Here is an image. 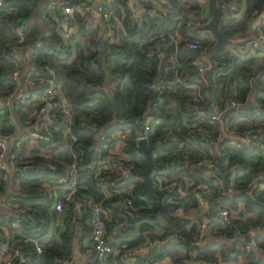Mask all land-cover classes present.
Listing matches in <instances>:
<instances>
[{
    "label": "trees",
    "instance_id": "trees-1",
    "mask_svg": "<svg viewBox=\"0 0 264 264\" xmlns=\"http://www.w3.org/2000/svg\"><path fill=\"white\" fill-rule=\"evenodd\" d=\"M77 1L3 0L0 6V99L16 86L9 70L16 68L18 51L31 45L34 54L30 59L25 55L22 67L28 62L36 68L48 64L55 70L73 111L71 132L77 136L71 142L60 123L49 140L28 135L31 102L13 103L15 124L7 118L6 110L0 111V128L5 134L15 133L20 125V133L27 135L17 159L28 167L9 179L11 186L9 181L0 180L3 201L16 204L8 210L0 206V225L7 227V232L0 234V254L17 249L26 264H58L70 260L77 250L91 257L94 249L83 243L90 227L82 219L73 221L71 205L62 212L55 210L54 190L71 162V146L84 150L85 166L98 153L96 142L103 144L107 155L119 142V149L130 156L134 168L119 176L112 158L105 168L85 167L79 172L77 194L104 198L103 204L113 217L107 225L109 235L123 217L129 223L125 229L141 221L138 233L117 245L158 238L136 256L137 262L203 264L199 261L206 259L208 264H264V256L246 250L244 241L237 239L264 222V177L255 178L264 173V56L257 58L245 51L255 42L258 29L264 31V16L252 29L249 22L252 15L255 18L264 11V0H235L237 9L244 6V16L236 19L233 11L221 16L219 29L229 40L211 55L207 52L215 38L205 27L209 17H200L197 12L198 0H140L145 8L140 14L132 10L128 0H115L109 19L100 18L94 25L76 12L63 27L59 19L64 6ZM224 1L217 0L218 6ZM153 4L161 8L154 14L148 11ZM114 15L120 20L122 16V24L108 33L107 25L113 23ZM20 35L22 41H18ZM188 40L195 41L197 47H186ZM256 42L255 49L263 51V42ZM201 54L208 57L204 71L197 66ZM255 60L259 64L251 67ZM176 76L181 80L176 81ZM250 96L258 104L246 111L228 106L231 100L248 102ZM211 100L228 113L212 117L206 107ZM146 125V145L153 159L150 182L143 175L148 160L138 148V136ZM247 132L251 138L245 144L241 137ZM212 154L219 170L205 175L204 168L194 164ZM159 172L164 173L163 178L174 174L194 184L202 181L206 189H189L171 202L175 194L159 189ZM219 184L232 189L219 194ZM107 191L113 194L105 196ZM198 193L208 196L217 210L227 207L235 214L228 221L216 216L209 226L211 239L193 246ZM123 196L132 197L141 207L133 211L122 206ZM34 240L41 245L40 252ZM255 240L264 248L262 234L257 233ZM81 261L78 264H91ZM13 264H20L18 256Z\"/></svg>",
    "mask_w": 264,
    "mask_h": 264
},
{
    "label": "built area",
    "instance_id": "built-area-1",
    "mask_svg": "<svg viewBox=\"0 0 264 264\" xmlns=\"http://www.w3.org/2000/svg\"><path fill=\"white\" fill-rule=\"evenodd\" d=\"M92 0H79L74 4L65 5L62 10V16L59 19V23L63 27H67V22L71 20L76 12L80 13L89 23L98 24L99 18H103L105 20L109 19L112 16L111 8L114 7L115 0H97L95 4L96 10L99 12L100 16L94 17L91 14ZM129 1V0H128ZM3 4V0H0V6ZM220 8L226 11H236L237 5L235 0H227L221 3ZM145 8L141 9L139 14L144 11ZM160 7L158 4H153L152 7L148 9L152 14L159 12ZM255 13V12H254ZM123 16V13H122ZM122 16L121 20L119 17L113 16V23L107 25V32H111L114 26L118 24H122ZM136 15L134 14L133 17ZM254 18L252 15L249 19ZM257 26V25H256ZM19 28L16 29L17 33L19 32ZM23 36H19L18 41H22ZM255 42L252 43L249 48L245 49L250 55L254 57H260L264 54L263 51H257L255 48L258 43L256 41L263 42L264 47V31L258 29L257 35L255 37ZM40 42H37L39 45ZM185 46L188 48H196L197 43L193 40H188L185 43ZM24 50L22 54H17V64L16 68L9 70L11 75L16 79V86L14 89L7 94L4 98L0 99V111L6 110V116L11 120L12 124H15V113L13 110V103H25L31 102V110L28 114V122L32 124L29 125L28 135L35 138H42L49 140L53 137L54 130L58 128V124L62 125V132L65 134H69L71 136V142L77 139V136L74 132H71L73 127V111L68 102L66 96L62 93L59 82L56 79L55 70L49 66L48 64H44L43 66H38L36 68L33 63H26L25 67H22V62L26 61V56L30 59L35 51V48L31 45H24ZM205 49V48H203ZM236 52V49H232ZM26 55V56H25ZM162 56V54H159ZM256 58V59H257ZM259 64L258 60L253 61L250 65L251 67H255ZM199 71H203V66H198ZM175 80H181L178 76L175 77ZM212 102L207 103L210 106L214 113L208 110V113L212 117H220L223 111L219 110L218 103L215 100H211ZM249 101H252V106L258 104L257 101H254L253 97L250 96ZM249 101L242 103L236 100H231L229 102V107L238 109L240 106L249 103ZM251 106V107H252ZM250 107V108H251ZM249 108V109H250ZM241 110V109H239ZM248 110V109H247ZM246 111V110H242ZM17 126V125H16ZM148 126H145V130L138 136V139L144 138L146 140ZM260 130H256V133H260ZM232 137L236 136L233 130L228 131ZM249 132V131H248ZM248 132L241 137V140L247 144L250 142L251 136H248ZM229 135V136H230ZM113 136V135H112ZM100 138H103V135L99 134ZM260 137L262 134L260 133ZM27 138V135L18 134L17 131L13 134H5L0 128V180L1 181H9V179H13L17 174L24 172L28 167L26 165H22L18 159V154L20 155L22 152V143ZM110 139V137L108 138ZM231 143L234 140H230ZM119 142H117L116 147L109 152L107 155L104 151L105 148L103 144L95 143V147H97L98 153L95 155L85 166L82 164V157L84 154V150L78 146L77 149L72 148V159L67 168L65 174L59 179V185L57 189L54 190L55 200H54V208L57 212H62L67 205H71L73 212V221H77L78 212H82V221L85 226L90 227V235L85 242V245H90L94 249L95 253L90 257V253H88L87 258L85 260H89L91 264H107V259L109 256H117L114 260L121 256V261H116L117 264H124L123 262H127V264H140L139 262H135L133 257L147 251L151 246L157 243V237H145L141 242L136 243L135 245H117V242L112 241L111 237L107 230L108 223L112 220V216L110 210L106 208L103 204L104 198L96 199L93 197L86 198L77 194L78 190V176L81 169L87 168H96L100 169L105 168L107 166V162L112 158L116 173L119 176L126 175L134 168L133 161L130 160V156L125 152L119 149ZM264 145V143H261ZM52 167L54 166L51 163ZM196 167L204 168V174L207 175L209 172L213 170H219L216 165L215 157L212 154L211 156H205L196 160ZM163 172H159L156 174V180H158V185L160 190H164L166 192H173L175 194L172 199H169L171 202L176 201V197L183 196L188 193L189 189L192 191L205 190L206 184L202 181H199L194 184L191 180L181 175H170L168 177H162ZM264 177V173L260 172L255 175V178ZM254 183V182H253ZM249 184H252L251 182ZM192 185V187H191ZM232 187L229 185L227 187H222L219 184L218 193H226L231 191ZM60 190V192L58 191ZM60 193V194H59ZM2 193L0 192V206L7 209L10 206H15L16 204H10L9 202H5L2 199ZM113 193L111 191H107L105 196H110ZM198 202L195 208L196 211V222H197V232L193 239H191V243L193 246L201 245L205 240L211 239L208 235L209 226L212 220L218 216L221 217L222 220L228 221L230 217L234 216L235 212H230L227 207H223L220 209H216L213 207L212 200L208 196L197 195ZM121 204L124 207L131 209L133 211L138 210L141 207V204H136L132 197L123 196L121 198ZM215 214L213 213V210ZM8 210V209H7ZM58 221V219H57ZM56 221V223H57ZM17 222L14 223V225ZM128 218L123 217L117 221L116 230L125 229L127 226ZM115 230V231H116ZM7 227L6 225H0V234L6 233ZM54 233V228L50 230V234ZM260 233L264 236V222L256 225L253 228H250L248 231L241 233L240 238L243 236H249V240L244 241L246 250H255L257 252H262L264 250L255 240L256 234ZM222 240H227L223 237H216ZM36 250L38 252L41 251V245L36 241ZM3 249H6V246L3 245ZM80 253V252H79ZM74 255L70 260H61L58 264H78L81 260H77L74 258ZM18 256L20 258V264H26V258L15 249L13 252H8L6 254H0V264H13V258ZM129 258L130 260H125V258ZM82 262V261H81ZM199 262L203 264H208L206 259L200 260ZM148 264V262L143 263ZM151 264H158V261H153Z\"/></svg>",
    "mask_w": 264,
    "mask_h": 264
},
{
    "label": "water",
    "instance_id": "water-1",
    "mask_svg": "<svg viewBox=\"0 0 264 264\" xmlns=\"http://www.w3.org/2000/svg\"><path fill=\"white\" fill-rule=\"evenodd\" d=\"M207 12L210 15V17L206 23V28L208 31H210L212 33V35L215 38L214 44L212 45L210 50L207 52L208 55H211V54L215 53L219 48H221L222 46L225 45V43L227 42V37L219 29V21H220L221 16L224 14V10L218 6L217 0H207ZM260 18H261V16L258 19L260 20ZM207 103H209V102H207ZM251 106H252V101H249V103L240 106L238 109L247 110ZM208 110L210 112L214 113L213 109L210 106H208ZM225 113H228V110L225 111L224 113H222L221 116ZM138 148H139V150H141L145 154V156L148 160V167L144 170L143 175L150 182L149 173L153 169V159L151 156V148L146 145V140L144 138L139 140ZM218 174L221 176L225 175L222 172H219ZM122 206H124V205L122 204ZM215 211L216 210L214 209L213 210L214 214H215ZM77 219L78 220L82 219V212L81 211L78 212V218ZM118 231H120V229L116 230L114 233L116 234ZM237 239H241L239 235L237 236ZM242 240L248 241L249 236H243Z\"/></svg>",
    "mask_w": 264,
    "mask_h": 264
},
{
    "label": "crops",
    "instance_id": "crops-1",
    "mask_svg": "<svg viewBox=\"0 0 264 264\" xmlns=\"http://www.w3.org/2000/svg\"><path fill=\"white\" fill-rule=\"evenodd\" d=\"M96 2H97V0H92L91 1V6H92V11H91V14L94 16V17H98L99 18V16H100V14H99V12L96 10V8H95V4H96ZM128 3H129V6L132 8V10H134L135 12H136V14H139V12H140V10L141 9H143L144 7H143V5H142V3L140 2V0H129L128 1ZM198 3H199V9H197V12H200L199 13V16L200 17H204L205 16V18L207 19V17H210V15L208 14V12H207V0H198ZM161 10V8L159 9V11ZM191 14H194V12L192 11L191 12ZM233 16L236 18V19H241V18H243V16H244V6L243 5H241V6H239L238 7V9L236 10V11H234L233 13ZM261 16V18H260V20L263 18V16H264V11L263 12H261L257 17H255L252 21H251V23H250V29H252V28H254L256 25H258L259 24V22H260V20L258 19L259 17ZM196 17H197V15H196ZM100 19V18H99ZM205 27H206V25H205ZM227 40H229L228 38H227ZM236 40H241L240 38H237ZM232 47V46H231ZM18 53L19 54H22L23 53V50H19L18 51ZM264 56V54H262L261 55V58ZM208 63V57L205 55V54H201L200 55V57H199V59H198V61H197V66H199V65H202L203 66V68L205 69V66H206V64ZM204 71V70H203ZM17 127V133L18 134H20V131L18 130V129H20L21 128V126L20 125H17L16 126ZM28 128H26V130H27ZM8 185L9 186H11V181H9V183H8ZM155 231H157L158 229H155V228H153ZM120 231H122V230H120ZM120 231H118L116 234H119V232ZM151 231V230H150ZM152 232V231H151ZM115 234V233H114ZM110 237H111V235H110ZM111 240L112 241H115V242H120V241H123V240H127L126 238H119V239H113L112 237H111ZM87 240H84V245H85V242H86ZM80 252V253H79ZM257 254H259L260 256H264V250L262 251V252H257ZM87 255H88V253L86 252L85 253V251H83V252H81V250H77L76 251V253H75V255H74V258L75 259H77V260H85L86 258H87ZM112 258L110 259V258H108L107 259V263L109 264H111V261H109V260H112V262L114 263H116V261H121V256H118V258L116 259V260H114L115 259V257H117V256H111ZM125 260H130L129 258H125ZM131 260H134L136 263H137V258L134 256L133 257V259H131ZM124 264H127V262H123ZM167 263V260H160V261H158V264H166ZM117 264V263H116Z\"/></svg>",
    "mask_w": 264,
    "mask_h": 264
},
{
    "label": "rangeland",
    "instance_id": "rangeland-1",
    "mask_svg": "<svg viewBox=\"0 0 264 264\" xmlns=\"http://www.w3.org/2000/svg\"><path fill=\"white\" fill-rule=\"evenodd\" d=\"M150 223L153 224L152 221ZM140 224H141V221H136L134 226H129L128 228L123 229L122 231L119 232V234H112L111 237L113 239H119L120 237L126 238V239H131L138 233V228L140 227ZM154 228L158 229V227L156 225H154Z\"/></svg>",
    "mask_w": 264,
    "mask_h": 264
},
{
    "label": "clouds",
    "instance_id": "clouds-1",
    "mask_svg": "<svg viewBox=\"0 0 264 264\" xmlns=\"http://www.w3.org/2000/svg\"><path fill=\"white\" fill-rule=\"evenodd\" d=\"M208 55V54H207Z\"/></svg>",
    "mask_w": 264,
    "mask_h": 264
}]
</instances>
